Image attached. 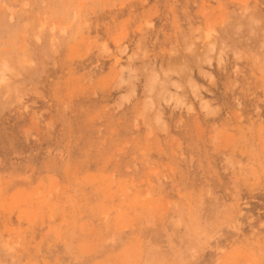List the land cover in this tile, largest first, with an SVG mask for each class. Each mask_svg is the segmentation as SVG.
Instances as JSON below:
<instances>
[{"label": "rangeland", "instance_id": "rangeland-1", "mask_svg": "<svg viewBox=\"0 0 264 264\" xmlns=\"http://www.w3.org/2000/svg\"><path fill=\"white\" fill-rule=\"evenodd\" d=\"M0 264H264V0H0Z\"/></svg>", "mask_w": 264, "mask_h": 264}]
</instances>
